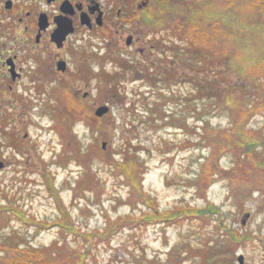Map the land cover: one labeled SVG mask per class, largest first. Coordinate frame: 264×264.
I'll use <instances>...</instances> for the list:
<instances>
[{
	"label": "rangeland",
	"instance_id": "obj_1",
	"mask_svg": "<svg viewBox=\"0 0 264 264\" xmlns=\"http://www.w3.org/2000/svg\"><path fill=\"white\" fill-rule=\"evenodd\" d=\"M99 1L112 6L114 16L116 9L127 7L130 22L119 25L115 17L109 23L112 37L103 38L99 31L90 41L84 39L88 42L67 44L61 53L68 70L54 73L51 61H45L38 81L25 94L31 96L30 104L2 110L0 205L6 210L0 215V242L14 233L25 248H52L58 241L64 249L62 264H226L230 255L239 264L240 254L242 264H264V171L247 169L232 183L226 177L210 179L207 189L199 192L193 183L202 180L201 163L208 150L194 143L200 130L196 124L201 122L194 110L202 103L189 100L193 91L187 83L175 79L164 85L155 75L137 77L121 65L142 69L159 59L151 50L153 36L170 27L178 14L168 12L158 21L145 14L148 0H129L128 5L121 0ZM248 1L239 0L240 9ZM261 15L255 11L251 18L255 26L243 27L244 64L264 62ZM202 23L210 27L211 21L203 18ZM130 34L133 41L126 44ZM101 68L107 74L117 70L119 92L98 93L99 83L104 85L97 78ZM78 70L81 78L74 81L72 74ZM63 83L86 111L95 116V109L106 105L108 112L95 116L98 120L75 121L72 134L68 129L63 132L54 125L52 109ZM259 92L264 96V89ZM202 115L213 126L229 121L222 107ZM248 124L264 136L263 111L252 115ZM13 134L17 139L10 142ZM123 154L133 161L130 168L125 165L124 173L119 164L125 162ZM212 164L216 170L229 168L231 157L223 155ZM241 188L245 196H234ZM211 204L218 207L223 226L237 231L240 240L226 236L216 214L185 217L190 209ZM156 209L155 217L148 215ZM222 235L232 243V253L219 257L223 262L196 254L207 241L223 249ZM188 244L193 245V256L185 255L183 246ZM67 255L72 263L66 261ZM44 263L31 258V264Z\"/></svg>",
	"mask_w": 264,
	"mask_h": 264
},
{
	"label": "trees",
	"instance_id": "obj_2",
	"mask_svg": "<svg viewBox=\"0 0 264 264\" xmlns=\"http://www.w3.org/2000/svg\"><path fill=\"white\" fill-rule=\"evenodd\" d=\"M121 1L125 5L131 3L129 0ZM144 8L148 18H155L158 21L168 12L178 14L179 18L170 27L159 29L153 36L151 50L158 55L159 59H155L151 65H146L142 69L134 64L125 65L122 62L121 65L137 77L148 78L155 75V79L161 80L164 85L172 84L175 79L187 83L193 91L192 97L190 96L192 99L189 100L202 103L201 108L195 107L194 110L198 115L197 119L201 121L196 124L200 130L194 143L207 148L208 154L201 163L202 171L199 174L202 178L201 182L193 183L198 191L203 193L210 185V179L226 177L232 183L237 181V177L245 173L247 169L264 171V136L248 127V120L252 115L261 111L264 113V96L259 92L264 89V62L258 63V68L256 64H244L245 49L240 44V40L245 39L243 27H249L252 23L255 26L251 19L255 11H261L260 20L261 23L264 22V0L248 1L241 6V9L239 0H148ZM238 8L242 10V13L245 12L246 19ZM203 18L211 21L210 27L202 23ZM158 70H160V76ZM116 71L107 74L105 69L99 70L97 78L104 84L99 83V94L120 91L118 85L120 80L116 78ZM85 73L86 71L83 75ZM67 86L65 83L61 87L62 91L58 93L59 105L56 107L52 105V109L55 113L54 125L64 130L63 132L72 134L71 125L75 121L90 122V119L98 120V117L86 111L84 104L73 95L70 96ZM63 91L65 93H62ZM245 96L247 101L244 103ZM220 107L226 111L228 124L223 127L213 126L208 118H204L202 112L209 108L219 109ZM93 129L98 131L99 125L95 127L93 125ZM16 137L13 134L10 142L17 139ZM17 147L18 151L23 150ZM223 155H230L232 164L229 168L219 165L220 170H216L212 163ZM123 156L125 159L122 160L125 162L119 164L124 173L133 161L127 160L129 157L126 155L123 154ZM135 162L138 164L137 160ZM137 167L141 168V166ZM206 173H209L207 180L203 177ZM242 189L235 190L233 195L245 196ZM211 205L200 209H190L185 217L203 219L207 215L216 214L215 220L221 224L226 236H231L233 242L240 240L241 235L237 231L225 224L223 226L218 207ZM3 210H6V207L0 205V215ZM157 211L156 209L148 215L155 217ZM179 221L180 219L177 222ZM222 236L225 237V235ZM226 238L223 240L225 243L223 249L207 241L200 250H196V254L201 255L203 260L209 257L212 262L213 259L223 262L224 260L219 258L221 253L228 255L232 253V243L228 241L229 238ZM21 243V237L15 233L7 236L4 242H0V264H31L32 257L45 262L44 264H62L60 258L64 249L58 241L51 245L52 248L47 246L38 248L32 245L25 248L21 246L23 245ZM183 247L185 255L193 256V245L188 244ZM229 257L231 260H226V264H234L233 255ZM65 258L68 259L66 261H70L72 256L67 255Z\"/></svg>",
	"mask_w": 264,
	"mask_h": 264
},
{
	"label": "flooded vegetation",
	"instance_id": "obj_3",
	"mask_svg": "<svg viewBox=\"0 0 264 264\" xmlns=\"http://www.w3.org/2000/svg\"><path fill=\"white\" fill-rule=\"evenodd\" d=\"M113 13L112 6L99 0H0V115L4 108L30 104L27 98L31 96L25 94L38 81V72L45 61H51L54 73L68 70L61 53L67 44L88 42L84 39L90 41L99 31L103 32V38H110L109 23L113 18L119 25H126L132 17L127 7L116 9V16ZM82 16L88 22L83 23ZM61 23L70 31L59 46L53 34ZM128 37L133 41L132 34ZM62 61L64 70L58 66ZM79 72H73L74 81L81 78ZM58 93L54 97L55 107L59 105Z\"/></svg>",
	"mask_w": 264,
	"mask_h": 264
},
{
	"label": "water",
	"instance_id": "obj_4",
	"mask_svg": "<svg viewBox=\"0 0 264 264\" xmlns=\"http://www.w3.org/2000/svg\"><path fill=\"white\" fill-rule=\"evenodd\" d=\"M82 22L86 23L88 22L86 17L82 16ZM99 23L101 24V15H100V21ZM70 31V28L68 29L65 25H63L62 23L58 25L57 29L55 30L53 37L56 40L57 44L60 46L61 45V41L63 40V38L65 37V35ZM131 39L128 38L126 40V44H130ZM59 69L64 70L65 69V64L62 62L59 63ZM109 108L106 105H100L95 109L94 114L96 116H103L104 114H106L108 112ZM103 147L105 146V144L103 143L102 145ZM3 166V163L0 162V167ZM243 262V255H239L238 256V263L242 264Z\"/></svg>",
	"mask_w": 264,
	"mask_h": 264
}]
</instances>
